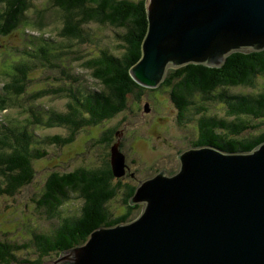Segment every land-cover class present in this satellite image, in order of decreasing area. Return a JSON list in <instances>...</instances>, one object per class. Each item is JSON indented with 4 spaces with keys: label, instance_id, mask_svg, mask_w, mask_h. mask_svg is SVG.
Returning a JSON list of instances; mask_svg holds the SVG:
<instances>
[{
    "label": "trees",
    "instance_id": "obj_1",
    "mask_svg": "<svg viewBox=\"0 0 264 264\" xmlns=\"http://www.w3.org/2000/svg\"><path fill=\"white\" fill-rule=\"evenodd\" d=\"M36 0H0V36H10L15 31L25 35L24 45L17 50L4 51L10 55V63L0 62L2 87L0 91V110H5L10 94L21 95L26 90L29 72L39 67L57 68L65 83L71 84L72 77L63 59L70 58L66 50L44 37V33L35 37L26 35L34 28L44 31L46 8L34 6ZM58 8L62 24L59 33L64 38L86 40L88 33L84 24L89 22L107 23L124 27L122 35L124 52L117 56L105 49L101 54L86 59L84 67L92 69V77L101 81L105 90L83 91L76 86L60 87L69 97L64 112L47 111L43 116L38 110H31L26 117L27 124L20 119L9 118L0 123V194H15L19 188L29 184L34 177L32 160L47 153L34 146L37 138L30 125L52 126L67 125L71 131L69 137L52 135L51 142L64 144L74 140L77 130L85 126L100 124L111 119L127 106L130 93L140 94L143 89L156 90L166 86L178 111L181 122L197 118L198 137L191 145L212 144L226 151L250 150L264 141V129L259 133L241 137L249 128H255L248 117H264V89L253 92H228L234 87L256 86V78L264 76V49L247 53L233 52L219 67L201 64H186L176 69H169L162 84L157 88H147L136 83L129 74V68L141 54V41L146 31L147 19L145 0H49ZM34 8V18L30 13ZM8 49V48H7ZM7 57V56H6ZM14 57V58H13ZM77 59V58H74ZM39 89L31 93L37 97L49 93ZM196 97L197 101L196 102ZM205 100L221 101L227 105V115L221 117L210 113ZM200 114V116H198ZM193 115V116H192ZM229 115V116H228ZM198 116V117H197ZM229 117L233 118L229 120ZM264 123V121H263ZM113 134L114 128L106 130ZM110 138H108L109 141ZM120 148V147H119ZM120 151V150H119ZM121 152V151H120ZM111 154V152H110ZM112 165L107 161L96 168L80 167L71 171H52L45 182L39 206L46 208L49 216L57 214L58 208L71 192L78 193L84 204L79 217H64L51 234H35L39 247V256L32 264H41L42 260L54 253H59L71 246L83 242L89 232L99 225H112L128 221L140 205H130L128 198L133 194L136 184H126L123 202L126 211L111 217L105 203L116 194L120 183L113 185ZM18 248L9 242L0 240V263H9L15 259L13 252ZM51 261V260H49Z\"/></svg>",
    "mask_w": 264,
    "mask_h": 264
},
{
    "label": "water",
    "instance_id": "obj_2",
    "mask_svg": "<svg viewBox=\"0 0 264 264\" xmlns=\"http://www.w3.org/2000/svg\"><path fill=\"white\" fill-rule=\"evenodd\" d=\"M147 26L132 79L159 87L169 68L219 67L264 49V0H145ZM148 109V103L145 106ZM114 175L124 172L111 146ZM178 167L139 181L130 221L99 225L45 264H264V141L250 150L191 145Z\"/></svg>",
    "mask_w": 264,
    "mask_h": 264
},
{
    "label": "rangeland",
    "instance_id": "obj_3",
    "mask_svg": "<svg viewBox=\"0 0 264 264\" xmlns=\"http://www.w3.org/2000/svg\"><path fill=\"white\" fill-rule=\"evenodd\" d=\"M34 6L46 8L44 31L32 28L26 32V35L37 37L43 32L44 37L58 43L62 50H66L70 58L63 59L62 63L66 65L72 77H77V80L72 79L71 84L65 83V79L59 78L60 70L55 67L47 69L44 66L30 71L25 92L21 95L10 94L7 108L0 110L1 124L9 118L20 119L22 124H27L24 122L27 116H31L32 109L38 110L43 116L47 115V111L64 112L69 97L66 91L54 92L60 91V87L70 85L74 89L77 86L83 91L105 90L103 83L92 77V69L84 67L83 63L86 59L101 54L102 49L117 56L124 52L122 38L124 27L89 22L84 24L88 33L86 40L68 39L59 33L62 18L57 7L52 6L49 0H36ZM30 13L34 18L33 7ZM24 41L25 35L21 31H15L10 36H0V62L7 60L6 64L10 63L11 54L6 55L3 52L12 51L15 57L18 53L17 49L24 45ZM2 84L0 75V91ZM39 89L50 92L32 98L31 93ZM262 89H264V76L259 75L253 88L237 86L228 92L256 93ZM196 102L199 103L197 97ZM147 103L148 109H145ZM203 104L209 107L210 113H216L221 117L227 115V105L224 102L205 100ZM177 114L169 88L164 86L156 90L143 89L138 96L130 93L127 96L126 108L115 117L100 124L80 128L75 132L74 140L64 144L51 142L47 137L52 135L69 137L71 129L67 125H30L37 138L34 146L46 150L47 153L32 160L34 177L29 184L19 188L15 194H0V240L18 247L13 252L15 259L0 264H32V261L40 258L35 234L49 235L61 223L62 218H75L81 215L84 199L78 193L71 192L58 208L57 214L53 216H49L46 208L36 202L37 199L40 200L45 182L52 171L65 172L80 167H101L111 160V146L118 144L124 156V172L122 175H115L112 179L113 185L118 183L120 185L116 194L105 203V208L111 217L126 211V204L123 202L126 184L137 185L140 180L153 176L159 169L174 172L178 167L177 154L191 146L199 133L197 118L179 122ZM232 119L229 117V120ZM248 120L257 126L243 131L241 137H248L264 129V117L249 116ZM110 128H114L115 133L106 131ZM141 206L140 204L128 221L138 216ZM57 256L51 253L42 260L41 264L54 260Z\"/></svg>",
    "mask_w": 264,
    "mask_h": 264
}]
</instances>
